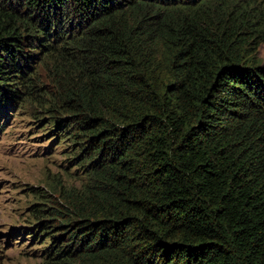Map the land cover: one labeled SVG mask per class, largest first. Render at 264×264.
Returning a JSON list of instances; mask_svg holds the SVG:
<instances>
[{
	"label": "trees",
	"instance_id": "16d2710c",
	"mask_svg": "<svg viewBox=\"0 0 264 264\" xmlns=\"http://www.w3.org/2000/svg\"><path fill=\"white\" fill-rule=\"evenodd\" d=\"M262 44L264 0H0V120L47 115L79 182L32 257L264 264Z\"/></svg>",
	"mask_w": 264,
	"mask_h": 264
},
{
	"label": "rangeland",
	"instance_id": "374dc122",
	"mask_svg": "<svg viewBox=\"0 0 264 264\" xmlns=\"http://www.w3.org/2000/svg\"><path fill=\"white\" fill-rule=\"evenodd\" d=\"M257 59L264 66V44ZM14 113H8V121L0 120L7 132L0 135V264H39L31 252L40 244L18 230L30 225V204L36 196L50 197L59 185L79 182L64 162V146L53 143L50 132L55 134L56 128L48 124L47 115L33 108L19 117Z\"/></svg>",
	"mask_w": 264,
	"mask_h": 264
}]
</instances>
